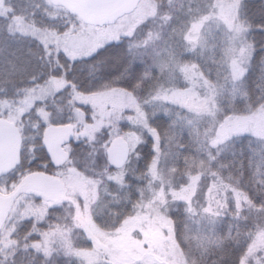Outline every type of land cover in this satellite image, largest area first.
Segmentation results:
<instances>
[{"label":"rangeland","instance_id":"374dc122","mask_svg":"<svg viewBox=\"0 0 264 264\" xmlns=\"http://www.w3.org/2000/svg\"><path fill=\"white\" fill-rule=\"evenodd\" d=\"M175 7L179 10L183 7L185 20L172 29L169 38L177 37L179 42L182 41L180 50L183 52H203L206 40L219 35L226 48V63L216 62L214 77H211L195 63H181L174 56L164 54H171L169 50L157 49L154 64L164 83L147 99H139L124 89L93 93L74 91L71 103L67 105L72 113L78 117L85 115L79 105L91 109V121L76 133L75 140L86 137L91 147L99 148L105 144L106 129L110 134L120 131L118 137L129 145V160L122 171L112 170L104 165L106 159L100 162L102 154L97 149L93 151L90 165L84 169L73 167V173L69 168H64L65 173L63 169L57 170L66 186L64 203L73 207L74 225L82 229L91 246L90 249L73 248L69 239L56 231V245L54 242L50 245L52 250L68 257H89L93 263L199 264L196 256L182 252L175 239L171 212L182 206L189 232L199 231L203 225L230 210L248 213L254 229L243 264H264V205L255 206L239 187L222 177L212 163L234 135L248 133L264 140V103L243 113H237L235 107L236 99L241 97V92L236 91L238 83L254 53L247 36L248 27L240 16L239 0H168L165 8L155 0H140L135 9L104 25L79 21L64 33L32 30L20 23L15 29L28 32L44 42H55L69 57L81 58L122 37L137 39L143 30L157 39L166 31L171 32L168 27L177 17L172 12ZM6 10L5 0H0V13ZM204 59L211 60L210 56L206 57V52ZM65 85L64 79H52L44 88L47 92L44 96L53 97ZM33 98V94H28L24 106L20 105L17 112H28L34 106ZM157 100L168 102L185 113L184 125L191 133L195 149L194 157L183 165L182 170L173 163V144L169 139L161 143L144 116L146 104ZM221 102L225 104L221 105ZM41 114L49 122L47 112L41 111ZM10 120L16 121L15 117ZM147 136L153 141V156L143 172L135 174ZM114 139L105 149L106 158ZM128 175H134L141 184L136 209L116 228L100 227L92 216V210L100 209L94 200L110 180L119 181V177L123 180ZM33 196L38 197L39 202H34ZM53 206L55 202L41 192L21 193L3 223L0 250L11 245L10 237L19 220L30 216L41 219Z\"/></svg>","mask_w":264,"mask_h":264},{"label":"trees","instance_id":"16d2710c","mask_svg":"<svg viewBox=\"0 0 264 264\" xmlns=\"http://www.w3.org/2000/svg\"><path fill=\"white\" fill-rule=\"evenodd\" d=\"M155 1L161 7H167L168 0ZM239 1L240 16L248 27L247 36L254 48L248 68L236 89L241 92V97L235 101L236 112L243 113L264 103V0ZM5 5L8 10L0 13V117L9 120L15 117L14 123L21 132L23 148L21 164L5 177L1 188L4 192L13 189L31 173L57 174V168L44 149L43 134L50 124L74 125L73 153L70 152L67 165L73 160L74 169H84L90 165L93 151L97 149L102 154L100 162L106 159L105 149L111 139L120 136V131L110 134L106 129L103 137L105 144L99 148L95 145L91 147L86 137L76 141V133L91 121V109L79 105L85 115L78 117L72 113L67 105L71 103L74 91L93 93L124 89L139 99H147L164 83L154 64L157 49L169 50L171 54H164L174 56L181 63H195L211 77H214L216 62L226 63V48L219 35L206 40L203 52H183L180 50L182 41L179 42L177 37L169 38L172 29L185 20L183 7L172 9L177 17L168 27L171 32L166 31L158 39L143 30L137 39L125 36L102 45L89 56L71 58L55 42H44L28 32L16 30L15 25L20 23L32 30L64 33L73 24L84 21L78 15L54 0H5ZM204 52L211 60L204 59ZM54 78L64 79L66 85L53 97H46L44 88ZM28 94L34 95V106L28 112L19 114L17 109L20 105L24 106L22 104ZM224 104L221 102V105ZM37 109L47 112L49 122ZM184 115L177 107L159 100L146 104L144 109L147 123L161 143L169 139L173 144V163L178 170H182L183 165L194 157L195 149L191 133L184 125ZM152 148L151 136H147L135 174H141L151 161ZM215 158L212 159L213 167L222 177L239 187L255 206L264 205V140L248 133L234 135ZM126 164L116 167L108 166L107 161L104 163L118 171ZM140 191V181L134 175H128L123 180L119 177V181L110 180L94 200L100 209L92 210L93 219L102 228H116L133 213L139 203ZM32 200L39 202L36 196ZM72 214L73 207L63 202L48 208L41 219L30 216L19 220L10 237L11 245L0 250V264H112L93 263L89 257H68L51 249L50 245L56 241V231L68 238L73 248L90 249L91 241L82 229L74 225ZM247 214L230 210L203 225L199 231L189 232L186 213L182 206H178L171 212L175 239L182 252L196 256L199 264H243L254 229Z\"/></svg>","mask_w":264,"mask_h":264},{"label":"water","instance_id":"95a60500","mask_svg":"<svg viewBox=\"0 0 264 264\" xmlns=\"http://www.w3.org/2000/svg\"><path fill=\"white\" fill-rule=\"evenodd\" d=\"M71 13L93 25L110 23L136 8L140 0H54ZM74 125L70 123L50 124L44 130V138L53 162H64L69 153L64 145L74 136ZM22 135L19 127L11 120L0 117V166L4 172L14 170L21 163ZM111 162L122 166L128 157V143L121 137L109 146ZM47 179L46 184L44 180ZM33 189L44 190L48 197L59 201L65 191L63 182L53 176L33 173L27 176L10 194L0 195V222L10 202L21 192Z\"/></svg>","mask_w":264,"mask_h":264},{"label":"flooded vegetation","instance_id":"af4514ba","mask_svg":"<svg viewBox=\"0 0 264 264\" xmlns=\"http://www.w3.org/2000/svg\"><path fill=\"white\" fill-rule=\"evenodd\" d=\"M72 125H73V123H72ZM49 126V125H48ZM47 126V127H48ZM44 135V134H43ZM22 148H23V146H22ZM44 149H45V151L47 152V154H48V156H49V160H50V162L57 168L56 169V171L58 170V169H63V168H69V170H71V173H73V160H72V162L69 164V165H67L66 164V161L69 159H67L66 161H64V162H61V163H58V162H53V160H52V157H51V155H50V153H49V151H48V148H47V146H46V142H45V138H44ZM64 149L65 150H67L68 151V153H69V157H70V152H72L73 153V137L64 145ZM128 160H129V145H128V157H127V160H126V162L122 165V166H120V167H123L126 163H128ZM106 161H107V163H108V166H110V165H114L112 162H111V159H110V156H109V151H108V155H107V158H106ZM21 162H22V149H21ZM21 164V163H20ZM19 164V165H20ZM18 165V166H19ZM17 166V167H18ZM115 166V165H114ZM16 167V168H17ZM117 167V166H116ZM15 168V169H16ZM14 169V170H15ZM124 169V168H123ZM122 169V170H123ZM14 170H12V171H14ZM121 170V171H122ZM12 171H10V172H4V170H3V167L2 166H0V195H8V194H10L27 176H29V175H27V176H25L20 182H18L16 185H15V187L13 188V189H11L10 191H8V192H4L1 188H2V186H3V184H4V182L6 181V179H5V177L7 176V175H9ZM35 173H41V174H45V175H48V176H53V177H56V178H58V179H60L62 182H63V184H64V187H65V189H66V186H65V183H64V181L59 177V175H58V173L59 172H56L57 174H51V173H46V172H42V171H40V172H35ZM31 174H33V173H31ZM42 180H44V184H46V181H47V179H42ZM34 192H41V193H43L46 197H48V195L45 193V191L44 190H41V189H33V190H27V191H23V192H21V193H27V194H29V193H34ZM21 193H19L11 202H10V204H9V206H8V208H7V211H6V213H5V215H4V217L2 218V220H1V222H0V232H1V229H2V227H3V223H4V221H5V219H6V217H7V215H8V213H9V209H10V207H11V205H12V203L16 200V198L21 194ZM48 198H50V197H48ZM52 199V198H51ZM65 199H66V196H65V191H64V194H63V196H62V198L59 200V201H56V200H54V199H52L54 202H55V206H57V204H60V203H63V202H65ZM1 202H2V200H1V197H0V208H1ZM138 205V204H137ZM137 205L134 207V210L136 209V207H137Z\"/></svg>","mask_w":264,"mask_h":264}]
</instances>
